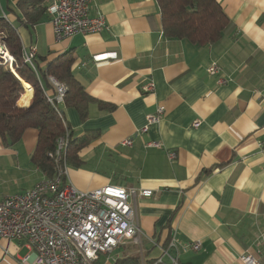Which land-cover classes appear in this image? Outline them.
Segmentation results:
<instances>
[{
  "label": "crops",
  "instance_id": "1",
  "mask_svg": "<svg viewBox=\"0 0 264 264\" xmlns=\"http://www.w3.org/2000/svg\"><path fill=\"white\" fill-rule=\"evenodd\" d=\"M52 1L41 3L43 13L29 7V17L18 0H0V15L40 67L70 51L73 74L94 99L84 119L61 105L72 140L88 142L81 164L69 165V183L153 190L131 197L140 242L126 240L95 264H174L171 256L178 264H244V254L263 263L264 0H218L231 26L202 46L164 33L158 0H91V14L105 15L107 27L59 40L46 10ZM212 63L217 74L207 71ZM22 82L18 105L27 107L33 87ZM150 83L154 90H145ZM43 84L55 94L51 76ZM159 105L161 121L140 132ZM38 137L34 127L11 146L0 137V196L48 177L32 160ZM28 251L25 241L0 236V264H19Z\"/></svg>",
  "mask_w": 264,
  "mask_h": 264
},
{
  "label": "built area",
  "instance_id": "2",
  "mask_svg": "<svg viewBox=\"0 0 264 264\" xmlns=\"http://www.w3.org/2000/svg\"><path fill=\"white\" fill-rule=\"evenodd\" d=\"M46 10L59 40L78 33H98L108 25L105 15L91 14V0H53ZM0 53L6 61L15 62L5 44L0 46ZM34 56V51L25 53L24 59L34 66ZM207 71L217 74L219 67L212 63ZM51 81L56 93L49 100L66 128L50 153L55 173L22 193L0 196V236L25 241L29 251L19 259V264H95L100 254L112 252L126 240L140 242L142 231L131 197H150L153 190L112 184L82 190L69 183L67 154L71 134L60 108L68 87L53 76ZM154 88L153 83L144 87L147 91ZM164 114L165 107L159 105L155 113L147 115V123L139 131L147 132ZM199 125L200 121L194 123L195 127ZM123 144L130 145L132 141L128 138ZM147 146L159 147L161 143L151 141ZM168 157L174 161L176 152L169 151ZM200 246V242L191 245L193 249ZM241 259L244 264H264L250 254ZM171 260L178 264L176 256H171ZM160 261L162 258L157 262Z\"/></svg>",
  "mask_w": 264,
  "mask_h": 264
},
{
  "label": "trees",
  "instance_id": "3",
  "mask_svg": "<svg viewBox=\"0 0 264 264\" xmlns=\"http://www.w3.org/2000/svg\"><path fill=\"white\" fill-rule=\"evenodd\" d=\"M44 0H18V5L27 16L29 7H36L43 13L41 3ZM162 13L164 33L169 37L184 39L193 45L202 46L218 41L231 26V20L226 15L218 0H158ZM37 11V10H36ZM37 21V18L34 19ZM0 39L13 55L14 71L9 62L3 64L0 56V137L4 144L13 145L21 140L27 128L34 127L39 131L38 142L32 154V160L49 177L55 173L54 160L50 153L56 149L57 138L64 135L66 128L49 98L44 81L53 76L68 87L66 105H74L81 116H88V104L94 99L87 93L85 87L74 76L72 65L74 56L70 51L59 55L48 62L45 67L34 66L24 59V51L16 28L0 15ZM33 87V98L27 107H20L18 101L24 94L22 81ZM56 93V92H55ZM30 96H23L26 104ZM62 109V106H60ZM87 140H72L69 138L67 161L68 165H80L78 153L86 145Z\"/></svg>",
  "mask_w": 264,
  "mask_h": 264
},
{
  "label": "rangeland",
  "instance_id": "4",
  "mask_svg": "<svg viewBox=\"0 0 264 264\" xmlns=\"http://www.w3.org/2000/svg\"><path fill=\"white\" fill-rule=\"evenodd\" d=\"M2 42V39H0V43ZM1 45V44H0ZM10 52V51H9ZM10 55H12L11 53H10ZM0 56H2V54L0 53ZM4 59V58H3ZM8 61H6L5 59H4V61H3V64L5 65L6 63H7ZM9 66L10 67H12L13 68V63L11 64L10 62H9ZM15 70V69H14ZM13 70V71H14ZM25 88V87H24ZM25 91H26V89H24V93H25Z\"/></svg>",
  "mask_w": 264,
  "mask_h": 264
},
{
  "label": "bare ground",
  "instance_id": "5",
  "mask_svg": "<svg viewBox=\"0 0 264 264\" xmlns=\"http://www.w3.org/2000/svg\"><path fill=\"white\" fill-rule=\"evenodd\" d=\"M9 55H10V53H9Z\"/></svg>",
  "mask_w": 264,
  "mask_h": 264
}]
</instances>
